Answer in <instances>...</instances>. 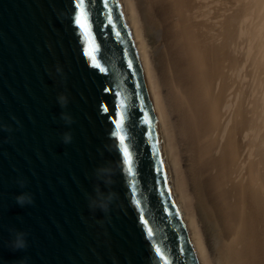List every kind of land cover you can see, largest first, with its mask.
I'll return each instance as SVG.
<instances>
[{
  "label": "water",
  "instance_id": "95a60500",
  "mask_svg": "<svg viewBox=\"0 0 264 264\" xmlns=\"http://www.w3.org/2000/svg\"><path fill=\"white\" fill-rule=\"evenodd\" d=\"M62 113L74 123L65 125ZM118 121L132 176L114 135ZM106 165L116 174L104 190L118 197L107 214L86 198L94 170ZM22 192L31 206L15 203ZM9 229L28 233L25 252L10 250ZM23 257L196 264L119 0H0V264Z\"/></svg>",
  "mask_w": 264,
  "mask_h": 264
},
{
  "label": "bare ground",
  "instance_id": "6f19581e",
  "mask_svg": "<svg viewBox=\"0 0 264 264\" xmlns=\"http://www.w3.org/2000/svg\"><path fill=\"white\" fill-rule=\"evenodd\" d=\"M196 264H264V0H119Z\"/></svg>",
  "mask_w": 264,
  "mask_h": 264
},
{
  "label": "clouds",
  "instance_id": "9594fccd",
  "mask_svg": "<svg viewBox=\"0 0 264 264\" xmlns=\"http://www.w3.org/2000/svg\"><path fill=\"white\" fill-rule=\"evenodd\" d=\"M59 71V69H58ZM58 102L62 108L66 107L68 104V99L66 96L58 97ZM61 119L64 121L65 125H71L74 123L72 117L67 113H62ZM5 131H11V128L5 126ZM61 140L64 144H70L72 142L71 132H66L62 135ZM116 171L111 165L101 166L94 170V177L97 181L94 187V194L86 195L88 200V206L92 210L99 209L105 214L109 213L112 205L116 201L117 194L113 191H105L104 189H110L114 184L113 177ZM17 184L21 188L24 187L25 181L17 180ZM104 186V188L101 187ZM15 203L20 207L31 206L34 203L33 197L28 192H22L20 195L16 196ZM11 240L8 242V247L13 253L25 252L29 247L28 244V233L23 231H18L16 229H9ZM28 257H23L15 262V264H28Z\"/></svg>",
  "mask_w": 264,
  "mask_h": 264
},
{
  "label": "snow or ice",
  "instance_id": "6c2138e0",
  "mask_svg": "<svg viewBox=\"0 0 264 264\" xmlns=\"http://www.w3.org/2000/svg\"><path fill=\"white\" fill-rule=\"evenodd\" d=\"M86 23L87 21L83 13H81L80 15L76 17V24L82 30L86 28ZM93 66L96 68H99V65L95 63L94 57H93ZM101 71H103V69H101ZM120 130H121V122L118 121L116 123V132L114 133V135L118 138V141H119V148L122 152L123 164L125 165V171L129 176H132L134 174L133 168H132V158L129 154L128 148L125 146V138L122 135H120ZM151 235L152 233L148 232V236H151ZM157 253H159L158 249H157Z\"/></svg>",
  "mask_w": 264,
  "mask_h": 264
}]
</instances>
